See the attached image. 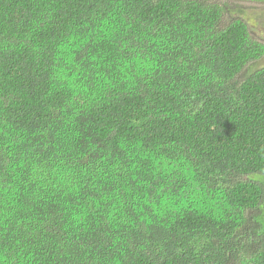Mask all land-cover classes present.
I'll list each match as a JSON object with an SVG mask.
<instances>
[{"label":"trees","instance_id":"obj_1","mask_svg":"<svg viewBox=\"0 0 264 264\" xmlns=\"http://www.w3.org/2000/svg\"><path fill=\"white\" fill-rule=\"evenodd\" d=\"M264 0H0V264H264Z\"/></svg>","mask_w":264,"mask_h":264},{"label":"rangeland","instance_id":"obj_2","mask_svg":"<svg viewBox=\"0 0 264 264\" xmlns=\"http://www.w3.org/2000/svg\"><path fill=\"white\" fill-rule=\"evenodd\" d=\"M242 15L249 23L252 33L264 42V1L246 3Z\"/></svg>","mask_w":264,"mask_h":264}]
</instances>
